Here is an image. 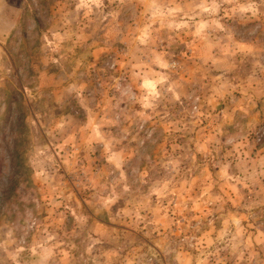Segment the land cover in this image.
Segmentation results:
<instances>
[{
  "label": "rangeland",
  "instance_id": "rangeland-1",
  "mask_svg": "<svg viewBox=\"0 0 264 264\" xmlns=\"http://www.w3.org/2000/svg\"><path fill=\"white\" fill-rule=\"evenodd\" d=\"M252 7L0 0V264H264Z\"/></svg>",
  "mask_w": 264,
  "mask_h": 264
},
{
  "label": "crops",
  "instance_id": "crops-1",
  "mask_svg": "<svg viewBox=\"0 0 264 264\" xmlns=\"http://www.w3.org/2000/svg\"><path fill=\"white\" fill-rule=\"evenodd\" d=\"M205 1V0H204ZM219 0H211V4H215V3H218ZM225 1H228V0H225ZM232 4H237V5H240V6H255V7H252V10H254V12L256 11L258 5H264V0H230ZM232 1H236V2H232ZM253 12V13H254ZM258 14H251V16H255L257 20L260 19V17L262 16V13H261V16L258 12V10L256 11ZM198 23H196L195 26H197ZM196 48H200L199 45L195 46Z\"/></svg>",
  "mask_w": 264,
  "mask_h": 264
}]
</instances>
